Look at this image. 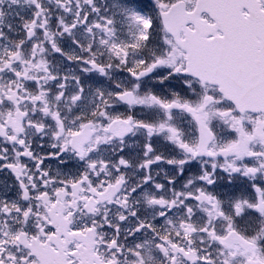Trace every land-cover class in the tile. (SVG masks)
<instances>
[{
    "label": "snow or ice",
    "instance_id": "1",
    "mask_svg": "<svg viewBox=\"0 0 264 264\" xmlns=\"http://www.w3.org/2000/svg\"><path fill=\"white\" fill-rule=\"evenodd\" d=\"M0 264H264V0H0Z\"/></svg>",
    "mask_w": 264,
    "mask_h": 264
}]
</instances>
